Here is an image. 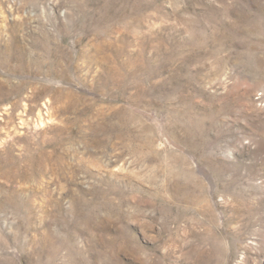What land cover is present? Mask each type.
Returning <instances> with one entry per match:
<instances>
[{
  "label": "rangeland",
  "instance_id": "rangeland-1",
  "mask_svg": "<svg viewBox=\"0 0 264 264\" xmlns=\"http://www.w3.org/2000/svg\"><path fill=\"white\" fill-rule=\"evenodd\" d=\"M0 264H264V0H0Z\"/></svg>",
  "mask_w": 264,
  "mask_h": 264
}]
</instances>
